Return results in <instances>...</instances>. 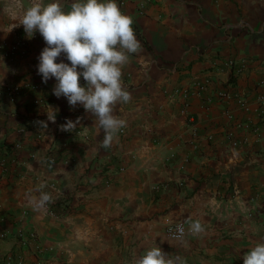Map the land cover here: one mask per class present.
<instances>
[{"label": "crops", "instance_id": "0c3cea01", "mask_svg": "<svg viewBox=\"0 0 264 264\" xmlns=\"http://www.w3.org/2000/svg\"><path fill=\"white\" fill-rule=\"evenodd\" d=\"M30 3L0 0V264H136L157 246L177 264H243L264 241V0H117L141 46L107 145L98 118L42 80L43 37L12 28Z\"/></svg>", "mask_w": 264, "mask_h": 264}, {"label": "clouds", "instance_id": "9594fccd", "mask_svg": "<svg viewBox=\"0 0 264 264\" xmlns=\"http://www.w3.org/2000/svg\"><path fill=\"white\" fill-rule=\"evenodd\" d=\"M13 19L18 23L12 28L22 25L27 38L37 32L43 37L45 47L37 65L42 80L54 78V95L65 97L70 106L80 104L95 115L106 132L107 145L125 124L113 115L114 106L130 99L122 85V66L128 61V54L137 52L141 46L132 18L122 12L117 0H75L70 9H65L61 0H31L22 15ZM61 56L66 59H58ZM50 109L46 111L47 120L38 121L46 128L48 121H56L57 110L52 106ZM78 122L79 118L76 121L66 118L61 127L72 131ZM50 200L48 193H41L33 203L40 209ZM190 230L198 233L203 229L196 221ZM179 231L182 233L184 229ZM136 264H177V260L157 246L146 250ZM243 264H264V241L244 254Z\"/></svg>", "mask_w": 264, "mask_h": 264}, {"label": "built area", "instance_id": "2783aa9c", "mask_svg": "<svg viewBox=\"0 0 264 264\" xmlns=\"http://www.w3.org/2000/svg\"><path fill=\"white\" fill-rule=\"evenodd\" d=\"M119 1L123 2V0H119ZM227 64H228V66H231V65H233V61L229 60ZM15 90H17V89H15ZM238 102L242 108L247 107V101L244 97H239ZM258 104H259V109H260V117L264 120V96L263 95L258 96ZM234 143H236V142H234ZM16 146L19 147V144ZM4 158L5 157L0 159V164L2 166L5 165V163H6V160ZM0 219H1V216H0ZM181 228L184 229V231L182 233L179 231V229H181ZM185 229H186L185 224L180 222V223L169 224L166 228V231L171 238L178 239L184 235ZM33 236H34V234H32V237ZM44 252H45L44 249L41 250L42 257L44 256L43 255ZM4 260L8 261L9 263H13V264H25V260L23 257H21V256L16 257V256H14V254L6 255L4 257ZM38 264H43V258L41 259V261Z\"/></svg>", "mask_w": 264, "mask_h": 264}, {"label": "trees", "instance_id": "16d2710c", "mask_svg": "<svg viewBox=\"0 0 264 264\" xmlns=\"http://www.w3.org/2000/svg\"><path fill=\"white\" fill-rule=\"evenodd\" d=\"M230 82H233V79H231Z\"/></svg>", "mask_w": 264, "mask_h": 264}]
</instances>
